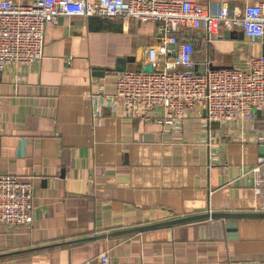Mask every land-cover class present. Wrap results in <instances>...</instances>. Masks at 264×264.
Returning <instances> with one entry per match:
<instances>
[{"label":"crops","instance_id":"0c3cea01","mask_svg":"<svg viewBox=\"0 0 264 264\" xmlns=\"http://www.w3.org/2000/svg\"><path fill=\"white\" fill-rule=\"evenodd\" d=\"M191 1L233 15L262 0ZM240 34L224 26L210 41L205 28L178 36L195 45L198 70H242L263 56L264 39ZM158 36L153 23L64 16L47 26L40 63L0 75V174L32 182L35 206L31 225H0V264H100L104 253L111 264L264 260V218L233 220V230L231 221L206 220L116 234L207 213H264L251 173L263 156V116L208 129L205 111H187L180 136L107 110L95 119L91 96L115 93L117 61L142 54L143 63ZM209 134L221 150L215 167Z\"/></svg>","mask_w":264,"mask_h":264},{"label":"built area","instance_id":"2783aa9c","mask_svg":"<svg viewBox=\"0 0 264 264\" xmlns=\"http://www.w3.org/2000/svg\"><path fill=\"white\" fill-rule=\"evenodd\" d=\"M120 19L158 25L159 43L149 47L140 68L119 73L116 91L100 89L91 96L95 119L103 110L114 115L152 122L165 132L183 135L187 111L207 114L206 128L241 121L264 120V56H250L242 70H198L195 47L178 34L205 28L212 40L224 26L241 28L250 42L264 39V0L236 9L208 7L191 0H32L25 5L0 1V75L9 66L38 64L44 59L46 28L60 17ZM175 44L176 48H170ZM153 65V72L142 71ZM264 122V121H263ZM209 146L210 166L220 162V147ZM264 146V133L259 136ZM255 193L264 200V157L251 171ZM32 182L17 175L0 174V225H31L35 218ZM100 264H111L108 253ZM264 264V260L259 262Z\"/></svg>","mask_w":264,"mask_h":264},{"label":"water","instance_id":"95a60500","mask_svg":"<svg viewBox=\"0 0 264 264\" xmlns=\"http://www.w3.org/2000/svg\"><path fill=\"white\" fill-rule=\"evenodd\" d=\"M231 36L230 32L225 33V37L229 38ZM235 39H240L244 40V34L236 35ZM172 49L176 48L175 44H170L169 46ZM142 52V49L140 50ZM139 55H134V56H129L127 58H121L117 61V67L115 71L117 73H122L127 70V67L129 64H140L142 63V59L139 58ZM264 56V53H263ZM223 68L220 67H211V70H221ZM142 71L144 72H153L154 67L153 65H147L142 67ZM258 117H262L261 112H257ZM260 151L263 153L264 157V146L260 148ZM255 218H264V213H219V214H212V213H207L203 215H197V216H189V217H184V218H178L175 220H171L168 222H163L159 224H154L146 227H141V228H135L131 230H127L124 232H118L116 234H127V233H133V232H138V231H144L147 229H154V228H163V227H170V226H176V225H182V224H189V223H195V222H202L206 220H224V221H231L226 223V227L229 230H233L234 228L237 227V224L235 222H232L233 220H240V219H255Z\"/></svg>","mask_w":264,"mask_h":264},{"label":"rangeland","instance_id":"374dc122","mask_svg":"<svg viewBox=\"0 0 264 264\" xmlns=\"http://www.w3.org/2000/svg\"><path fill=\"white\" fill-rule=\"evenodd\" d=\"M139 58H142V54L139 55ZM134 67V66H133Z\"/></svg>","mask_w":264,"mask_h":264},{"label":"trees","instance_id":"16d2710c","mask_svg":"<svg viewBox=\"0 0 264 264\" xmlns=\"http://www.w3.org/2000/svg\"><path fill=\"white\" fill-rule=\"evenodd\" d=\"M194 47H195V45H194ZM195 50H196V48H195Z\"/></svg>","mask_w":264,"mask_h":264}]
</instances>
